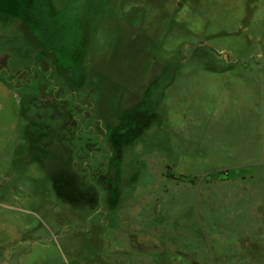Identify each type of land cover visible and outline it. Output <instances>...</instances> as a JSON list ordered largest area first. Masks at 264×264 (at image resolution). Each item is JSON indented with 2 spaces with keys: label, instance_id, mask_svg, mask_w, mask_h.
I'll return each mask as SVG.
<instances>
[{
  "label": "rangeland",
  "instance_id": "obj_1",
  "mask_svg": "<svg viewBox=\"0 0 264 264\" xmlns=\"http://www.w3.org/2000/svg\"><path fill=\"white\" fill-rule=\"evenodd\" d=\"M0 77V264H264V0H0Z\"/></svg>",
  "mask_w": 264,
  "mask_h": 264
},
{
  "label": "crops",
  "instance_id": "obj_2",
  "mask_svg": "<svg viewBox=\"0 0 264 264\" xmlns=\"http://www.w3.org/2000/svg\"><path fill=\"white\" fill-rule=\"evenodd\" d=\"M8 85L6 84V82L4 80L1 79L0 77V91L2 89H4L6 91ZM0 110H1V105H0ZM117 216H119V214H117ZM117 216H116V219H117Z\"/></svg>",
  "mask_w": 264,
  "mask_h": 264
}]
</instances>
